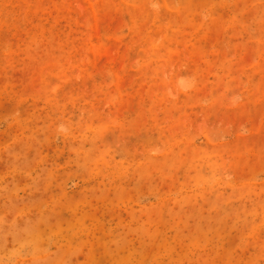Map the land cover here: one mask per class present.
I'll list each match as a JSON object with an SVG mask.
<instances>
[{"label": "rangeland", "instance_id": "obj_1", "mask_svg": "<svg viewBox=\"0 0 264 264\" xmlns=\"http://www.w3.org/2000/svg\"><path fill=\"white\" fill-rule=\"evenodd\" d=\"M0 264H264V0H0Z\"/></svg>", "mask_w": 264, "mask_h": 264}]
</instances>
